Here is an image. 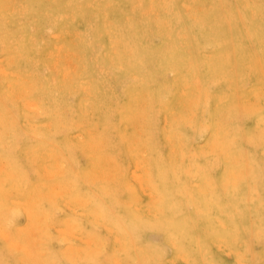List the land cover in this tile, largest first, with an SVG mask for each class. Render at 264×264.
Masks as SVG:
<instances>
[{
	"label": "rangeland",
	"instance_id": "1",
	"mask_svg": "<svg viewBox=\"0 0 264 264\" xmlns=\"http://www.w3.org/2000/svg\"><path fill=\"white\" fill-rule=\"evenodd\" d=\"M157 1L151 2L152 4L147 2L148 6L146 2L139 0L122 1L125 4L122 3L120 11L124 13V24L120 26L119 20L114 23L109 5L101 0H65L60 7L63 8L59 9L60 17L58 15L56 20L40 17L39 21L30 20V23L19 13L20 5L24 6L26 0L0 2L1 9H6L9 5L8 9L15 10H11L12 17L16 16L12 21V17L9 18L10 21L7 20L8 17H0V21H3L0 23L4 25L3 28L0 27V71L3 72L2 75L7 72L6 76L0 75V92L3 90L0 93V111H4L0 112V116L4 118L1 124H5H0V131L2 132L3 127H8L3 128L6 129L3 135L0 133V264H195L200 259L196 253V241L204 234L213 235L215 223L207 226L199 223L197 211L203 210V207L193 200L191 202V198L204 200V196H209L207 187L210 188L212 182L214 186H221V196H224L227 186L240 187L245 193H249V208L243 214L246 225H249V235L244 238L240 249L242 248L247 264H264V0L242 2L245 11L249 13V27H254L255 31V37L248 42L249 45L237 44L245 48L242 49L244 52L231 49L227 45V39L221 40L213 36L209 41L205 40L206 29L213 24L225 22L227 14L234 9L236 0L208 2L209 4L203 0H195L196 3L194 0ZM84 2H87L85 6ZM89 4L93 9L89 8ZM75 5L78 10L74 8ZM187 8H190L189 11ZM103 12L106 13L105 16ZM103 17L106 18L102 20ZM208 18L211 19L208 21ZM113 23L117 25L112 26ZM98 24L102 28L99 35ZM114 30L123 35H117ZM104 32L112 36V40ZM114 35L120 36V39L115 37L113 41ZM121 36L125 38V42L128 38L125 46L121 43L123 49L120 44L119 47L116 44L120 43ZM3 40L8 44L10 40L11 45ZM108 40H111L110 45ZM14 41L15 44H12ZM1 42L4 46H1ZM113 44L122 50H109V46ZM16 46L17 49H14L19 53L12 49ZM3 47H9L8 56ZM181 52L186 53V56L183 55L186 58L182 59L187 64L181 67V71L178 69L177 72L171 63L162 64L159 61L161 56L165 58L170 55L175 58ZM20 53L25 60L15 58ZM236 53H240L241 57H238L242 59L238 70L235 69ZM13 61H17V64L13 65ZM52 62L56 64L52 65L58 71L52 67ZM203 65L211 68L214 66V76L201 84L194 77L200 76L201 72L197 74L196 71H202ZM11 73L15 75L12 76ZM45 77H50L51 81ZM5 79L10 80L7 83ZM76 84L83 86L79 88ZM4 93L5 96L2 95ZM24 97H29L26 99L29 103L24 102ZM34 98H38V101ZM20 99H24L22 102L25 106L33 101L36 107L33 109L34 104L31 103L30 109L22 108ZM213 104L216 105L215 111L212 109ZM8 111L10 113L7 114ZM28 112L29 117L23 116ZM10 115L16 118L13 123L8 122ZM197 125L206 127L205 132L197 131ZM246 133L249 141L239 137V134L245 136ZM230 134L235 142L236 138L239 142L234 152H231L227 143ZM47 145L50 148H46ZM169 148L171 149L168 150ZM244 157H249V161L244 160ZM160 162L179 167V174H176L180 178L174 179L173 184L170 183L174 188L170 196L160 182ZM200 175L206 179H202ZM246 176H249V185L245 181ZM179 179L182 181L176 187ZM237 179L236 185L234 182ZM228 200L229 198L226 200L227 204L225 199L224 203H218L222 211L214 217L215 222L223 221L227 224L229 207H232ZM167 201L169 204H176L180 216L185 217L177 225L193 233L185 242V247H189L188 255L182 248L177 250L176 245L165 234L164 228L157 225L162 217L169 216ZM27 209L32 211L31 219L27 218ZM130 217L139 218L140 223L132 224L130 233H127L126 223ZM193 223L194 228L191 227ZM3 231L4 235L8 233L6 239L9 240V245ZM194 238L197 239L193 240ZM212 238L213 236L209 239ZM10 240L20 243L18 246L22 245L23 250L17 248L15 242L10 243ZM24 247L30 254L34 251L37 259L32 254L30 257ZM209 254L217 264H230L232 261V252L222 247L211 249ZM47 255L51 257L48 258Z\"/></svg>",
	"mask_w": 264,
	"mask_h": 264
},
{
	"label": "bare ground",
	"instance_id": "2",
	"mask_svg": "<svg viewBox=\"0 0 264 264\" xmlns=\"http://www.w3.org/2000/svg\"><path fill=\"white\" fill-rule=\"evenodd\" d=\"M13 1H15V0H13ZM65 0H26V2H24V6H22V5H20L19 7H20V11H19V13L21 12V14H23V16H25L24 18H26V20H28L29 21V23H30V20H32V21H39L40 20V17H46V19L47 18H52V19H54V20H56L57 19V17H58V15H59V9H62V8H60L61 7V4L63 5V3H65L64 2ZM69 1V0H68ZM122 1H125V0H101V2H103V3H107L109 6L108 7H110L111 8V11H112V13H113V17L112 18H114V20L113 19H111V21L113 20L114 21V23H115V20L117 21V23H118V20H119V26H120V24H124L123 23V20H124V13H121V11H120V7H121V5H122ZM195 1V0H194ZM0 2L2 3V2H7L8 3V0H0ZM76 2H77V0H76ZM88 2V1H87ZM87 2H84V6L86 5L85 3H87ZM92 2V1H91ZM139 2H146V4H147V6H148V3L147 2H149V3H153V2H158L157 0H139ZM160 2V1H159ZM175 2V1H174ZM203 2H207V4H209L208 2H224V0H203ZM242 2H246V0H236V4H235V6H234V9L232 8L231 10H230V12L227 14V16H226V21L225 22H222V24H220V25H215V24H213L209 29H206V33H205V40L206 41H209L210 40V38L211 37H213V36H216L217 38H220L221 40H223V39H227V45L228 46H230V48L231 49H233V50H237V52H241V51H243L244 49L241 47V46H239V45H237V44H240V43H243V44H245V45H247L248 44V42H250L254 37H255V31H254V27H252V26H250L249 27V13H247L246 11H245V6L243 7L242 5ZM66 3H67V1H66ZM90 3V2H89ZM96 3V2H95ZM136 3H137V1H136ZM151 3V4H152ZM195 3H196V1H195ZM201 3V2H200ZM204 3V4H205ZM4 4V3H3ZM18 4H20V3H18ZM17 4V5H18ZM69 4H71V2H69ZM73 4V3H72ZM74 4H76V3H74ZM97 5L99 4V3H96ZM123 4H125V3H123ZM158 4V3H157ZM185 4H187V2L185 3ZM190 4V3H189ZM7 5V4H6ZM90 5L91 4H89V8L90 9H93V8H91L90 7ZM101 5V4H100ZM156 5V4H155ZM195 5V4H194ZM16 6V5H15ZM66 6V5H65ZM79 6V5H78ZM92 7H93V3H92V5H91ZM99 6V5H98ZM151 6V5H150ZM158 6V5H157ZM156 6V7H157ZM179 6H180V2H179ZM193 6V5H192ZM191 6V8H193ZM4 7V6H3ZM2 7V8H3ZM8 7H9V5L7 6V8L5 9V8H3V9H1L0 8V17L3 19V18H7L8 17V21H12L13 20V18L15 19V17H12V11H15V10H12V9H8ZM76 7V9L78 8L76 5L74 6V8ZM102 7V6H101ZM104 7V6H103ZM108 7H104L105 9H108ZM124 7V6H123ZM153 7V6H152ZM233 7V6H232ZM243 7V8H242ZM12 8V7H11ZM97 8V7H96ZM184 7H182V9H183ZM65 9H66V7H65ZM72 9V8H71ZM99 9L101 10L102 8H100L99 7ZM104 9V10H105ZM188 9V8H187ZM190 9V8H189ZM189 9H188V11H189ZM193 9H195V8H193ZM192 9V10H193ZM12 10V11H11ZM19 10V9H18ZM73 10V9H72ZM78 10V9H77ZM130 10V9H129ZM137 10V9H136ZM184 10V9H183ZM62 11H64V10H62ZM68 11H70V10H68ZM85 11V10H84ZM91 11H93V10H91ZM96 11V10H95ZM111 11H110V13H111ZM65 12V11H64ZM70 12H72V11H70ZM89 12V11H88ZM101 12V11H100ZM109 12V11H108ZM125 12H127V11H125ZM190 12H191V10H190ZM14 13V12H13ZM63 13V12H62ZM77 13V12H76ZM75 13V14H76ZM81 13H82V10H81ZM90 13V12H89ZM104 13V16L106 15V13L105 12H103ZM111 13V14H112ZM187 13H189V12H187ZM67 14V13H66ZM69 14V13H68ZM71 14V13H70ZM69 14V15H70ZM109 14V13H108ZM128 14V13H127ZM176 14H179L178 12H176ZM191 14V13H190ZM94 15H95V12H94ZM99 15H100V13H99ZM103 15V14H102ZM199 15V14H198ZM61 16H63V15H61ZM66 16V15H65ZM73 16V15H72ZM128 16V15H127ZM201 16V15H200ZM12 17V19H10L9 20V18H11ZM59 17H60V15H59ZM96 17V16H95ZM102 17V16H101ZM111 17V16H110ZM170 17V16H169ZM203 17V16H202ZM65 18V17H64ZM106 18V17H105ZM104 17L102 18V20L103 19H105ZM107 18H109L108 16H107ZM195 18V17H194ZM61 19V18H60ZM69 19V18H68ZM70 19H72L73 20V18L70 16ZM98 19V18H97ZM123 19V20H122ZM203 20H204V17L202 18ZM211 18H208L207 20L209 21ZM216 19V18H215ZM214 19V20H215ZM7 20H5L6 22H7ZM62 20H64L63 18H62ZM206 20V19H205ZM4 21V22H5ZM75 21V20H74ZM0 22H3V21H0ZM18 22V21H17ZM19 22H21V21H19ZM41 22V21H40ZM53 22V21H52ZM79 22V21H78ZM106 22H109V21H107L106 20ZM122 22V23H121ZM197 22L198 23H200L198 20H197ZM54 23V22H53ZM87 23V22H86ZM113 23V24H114ZM117 23H116V25H117ZM126 23V22H125ZM204 23H206V22H204ZM209 23V22H208ZM1 24V23H0ZM11 24L12 23H10V26H11ZM50 24V23H49ZM71 24V23H70ZM106 24H108V23H106ZM130 24V23H129ZM99 25V24H98ZM109 25V24H108ZM115 24L114 25H112V26H116ZM148 25V24H147ZM157 25V27H158V24H156ZM162 25H164V24H162ZM171 25V24H170ZM2 26V24L0 25V27ZM4 26V25H3ZM3 26H2V28H3ZM13 26V25H12ZM119 26L117 27V29L119 30ZM161 26V25H160ZM255 26H256V24H255ZM34 27V26H33ZM77 27V26H76ZM97 27V26H96ZM130 27V26H129ZM128 27V28H129ZM258 27V26H257ZM257 27H255V28H257ZM1 28V30H3ZM113 28V27H112ZM126 28V27H125ZM124 28V29H125ZM131 28V27H130ZM179 28V27H178ZM262 28V27H261ZM5 29V28H4ZM13 29H14V27H13ZM114 29H115V27H114ZM122 29H123V27H122ZM260 29V28H259ZM109 30V29H108ZM116 30V29H115ZM114 30V32L117 34V32ZM168 30V29H167ZM257 30V29H256ZM262 30V29H261ZM7 31V30H6ZM46 31H48V29L46 28ZM50 31V30H49ZM64 31V30H63ZM78 31V30H77ZM76 31V32H77ZM88 31V30H87ZM101 31H102V28L100 27V25L98 26V35L101 33ZM105 31V30H104ZM110 31V30H109ZM120 31V30H119ZM127 31H128V29H127ZM133 32H134V30H132ZM131 31V32H132ZM136 31H137V29H136ZM258 31V30H257ZM75 32V33H76ZM85 32V31H84ZM111 32H113V31H111ZM124 32V31H123ZM123 32H121V33H123ZM129 32V31H128ZM133 32H132V34H133ZM33 33H34V31H33ZM77 33H79V32H77ZM97 33V32H96ZM105 34H108V33H106V32H104ZM110 33V32H109ZM3 34H5V32L3 33ZM2 34V35H3ZM9 34H10V32H9ZM68 34V33H67ZM74 34V33H73ZM103 34V33H102ZM119 34V33H118ZM117 34V35H118ZM126 34H128V33H126ZM138 35H139V33H137ZM209 34H211V36L209 35ZM11 35V34H10ZM90 35V34H89ZM97 35V36H98ZM111 35V34H110ZM113 36L114 38H113V41L115 40V37L117 38L118 36ZM119 35H123V34H119ZM134 35V34H133ZM9 36V35H8ZM14 36V35H13ZM56 36V35H55ZM75 36V35H74ZM107 36V35H106ZM108 36H109V34H108ZM107 36V38H111L112 36H109L108 37ZM135 36V35H134ZM9 37H11V36H9ZM8 37V38H9ZM41 37V36H40ZM89 37V36H88ZM120 37V36H119ZM118 37V38H119ZM128 37V36H127ZM3 38V37H2ZM6 38V37H5ZM20 38V37H19ZM23 38V37H22ZM79 38H82V37H79ZM78 38V39H79ZM131 38V37H130ZM0 39H1V37H0ZM67 39V38H66ZM83 39H84V37H83ZM120 39V38H119ZM119 39H117V40H119ZM128 39V38H127ZM127 39H126V42H125V38H123L122 36H121V41L119 40V42L120 43H117L116 42V44H118L117 46L119 47L120 45L122 46V44H123V46H125L124 44H126L128 41H127ZM166 39H168V38H166ZM191 39V38H190ZM236 39H239V40H236ZM11 41H12V39H10ZM10 40H8L9 41V44L11 45V42H10ZM13 40H14V38H13ZM25 40V39H24ZM82 40V39H81ZM111 40H112V38H111ZM111 40L109 41V45L111 44L110 42H111ZM132 40H133V38H132ZM174 40H175V38H174ZM5 43H7L8 44V42L6 41V40H3ZM21 41V40H20ZM40 41H41V39H40ZM171 41H173V40H171ZM170 41V42H171ZM178 41H179V39H178ZM98 42V41H97ZM131 42V41H130ZM170 42H168V43H170ZM177 42V41H176ZM2 44H1V46H4V44H3V42H1ZM17 43V42H16ZM85 43V42H84ZM93 43V42H92ZM95 43V42H94ZM113 43H115V42H113ZM122 43V44H121ZM163 43H164V41H163ZM174 43V42H173ZM247 43V44H246ZM8 44V45H9ZM12 44H15V41L14 42H12ZM21 44H23V43H21ZM45 44V43H44ZM48 44V43H47ZM88 44H90L89 42H88ZM116 44H113L115 47H113V45L110 47L109 46V50L111 49V48H115L116 49V51L119 49L117 46H116ZM120 44V45H119ZM174 44H176V43H174ZM19 45V44H18ZM100 45V44H99ZM169 45V44H168ZM171 45V44H170ZM249 45V44H248ZM7 46V45H6ZM15 46V45H14ZM66 46V45H65ZM89 46V45H88ZM102 46V45H101ZM122 46V49L124 48ZM129 46L132 48V46H131V44H129ZM167 46V45H166ZM165 46V47H166ZM32 47H34V46H32ZM38 47V46H37ZM98 47V46H97ZM4 48V47H3ZM14 48H16L17 49V46L16 47H13L12 49H14ZM21 48H22V46H21ZM40 48V47H39ZM56 48V47H55ZM66 48V47H65ZM92 48V47H91ZM100 48V47H99ZM103 48V47H102ZM118 48V49H117ZM168 48V47H167ZM172 48V47H171ZM6 48H4V50H5ZM9 49V47L5 50V52H7V56L9 55L8 54V50ZM11 49V48H10ZM57 49V48H56ZM98 49V48H97ZM105 49H106V47H105ZM114 49V50H115ZM121 49V48H120ZM119 49V50H120ZM121 49V50H122ZM186 49V48H185ZM243 49V50H242ZM15 50V49H14ZM24 50V49H23ZM26 50V49H25ZM37 50V49H36ZM93 50V49H92ZM104 50V49H103ZM113 50V51H114ZM120 50V51H121ZM207 50V49H206ZM10 51H12V50H10ZM15 51H17L18 53H19V51L18 50H15ZM27 51V50H26ZM29 51V50H28ZM56 51V50H55ZM95 51V50H94ZM101 51V50H100ZM172 51V50H171ZM246 51H248L247 49H246ZM3 52V51H2ZM17 52H13V53H11V52H9L10 54H13V55H15V53L17 54ZM25 52V51H24ZM58 52V51H57ZM62 52V51H61ZM71 52V51H70ZM77 52V51H76ZM174 52V51H173ZM182 52H183V50H182ZM179 53V54H177V56L175 57V58H172V56H170V55H168L167 57H163V56H161V59L159 60V61H162L161 63L162 64H169V63H171L172 64V66L174 67V69L178 72V69L180 70L181 69V67L183 66H185V64L186 63H184L185 62V60H183V59H185L186 57H183V55L184 56H186V53ZM199 52H200V50H199ZM208 52V51H207ZM207 52H205V53H207ZM236 52V51H235ZM244 52V51H243ZM23 53V52H22ZM22 53H20L17 57H15V58H17V59H19L20 57H21V54ZM56 53V52H55ZM93 53V52H92ZM103 53H105V52H103ZM162 53H164V52H162ZM170 53V52H169ZM188 53V52H187ZM193 53H194V51H193ZM202 55H204L203 53H202V51L200 52ZM24 54V53H23ZM75 54V53H74ZM95 54V53H94ZM107 54V53H106ZM144 54H145V52H144ZM147 54V53H146ZM208 54V53H207ZM206 54V55H207ZM210 54H212V53H210ZM246 54V53H245ZM12 55V56H13ZM27 56H28V54H26ZM72 55V54H71ZM104 55V54H103ZM102 55V56H103ZM201 55V56H202ZM206 55H205V60H207V57H206ZM11 56V55H10ZM24 56V55H23ZM33 56H35V55H33ZM174 56V55H173ZM189 56V55H188ZM238 56H240V53L238 54V53H236V56H235V58H236V63H235V69L236 70H238V68H239V66L241 65V63H242V59L241 58H239ZM29 58H30V56H28ZM66 57V56H65ZM91 57V56H90ZM241 57V56H240ZM8 58V57H7ZM10 58V57H9ZM14 58V57H13ZM14 58V59H15ZM22 58V57H21ZM48 58V57H47ZM57 57H55V59H56ZM64 58V57H63ZM70 58V57H69ZM95 58V57H94ZM183 58V59H182ZM190 58V57H189ZM197 58H200V56L198 57L197 56ZM209 58H211V57H209ZM262 58V57H261ZM13 59V60H14ZM23 59V58H22ZM34 59V58H33ZM60 59V58H59ZM115 59V58H114ZM135 59H137L136 57H135ZM193 59H195V56H194V58ZM204 59V58H203ZM16 60V59H15ZM23 60H25V59H23ZM22 60V61H23ZM48 60H50V59H48ZM64 60H66V58L64 59ZM115 60H117V59H115ZM197 60V59H196ZM210 60H214V59H210ZM7 61V60H6ZM5 61V62H6ZM11 61V60H10ZM26 61H27V59H26ZM70 61H71V59H70ZM109 61V60H108ZM118 61H119V59H118ZM120 61H122V60H120ZM189 61V60H188ZM191 61H192V59H191ZM208 61H209V59H208ZM245 61V60H244ZM8 62H9V60H8ZM13 62H15V61H13ZM21 63V62H20ZM19 63V64H20ZM37 63V62H36ZM115 63H117V61L115 62ZM188 63V62H187ZM212 63V62H211ZM10 64H11V62H10ZM14 64H17V61L15 62V63H13V65ZM53 64V62L51 63V65ZM55 64V63H54ZM53 64V65H54ZM60 64V63H59ZM66 64H68V63H66ZM72 64V63H71ZM75 64V63H74ZM73 64V65H74ZM82 64V63H81ZM189 64V63H188ZM193 64V63H192ZM53 65H52V67H53ZM56 65V64H55ZM69 65H70V63H69ZM77 65V64H76ZM113 65L115 66V64L113 63ZM170 65V64H169ZM187 65V64H186ZM7 66V65H6ZM5 66V67H6ZM32 66V65H31ZM62 66H64V65H62ZM71 66V65H70ZM69 66V67H70ZM96 66V65H95ZM106 66H108V65H106ZM123 66V65H122ZM204 66V65H203ZM4 67V66H3ZM170 67V66H169ZM187 67V66H186ZM214 67V66H213ZM212 67V68H213ZM54 68V67H53ZM68 68V67H67ZM66 68V69H67ZM84 68H85V66H84ZM110 68V67H109ZM120 68V67H119ZM126 68H128V67H126ZM211 68V66H209V65H205L204 67H203V70L201 71H196V72H198L197 74H199L200 72H201V74H200V76L198 75V78H196V77H194L195 79H197V83L199 82V83H201V84H203V82H206L207 80H209L212 76H214V70ZM216 68V67H215ZM24 69H27V68H24ZM23 69V70H24ZM55 69V71H58V70H56V68H54ZM53 69V70H54ZM64 69V68H63ZM81 69H83V67L81 68ZM184 69V68H183ZM198 69V68H197ZM42 70H43V68H42ZM47 70H49V69H47ZM65 70V69H64ZM74 70V69H73ZM84 70V69H83ZM217 70V69H216ZM3 71V70H2ZM54 71V72H55ZM63 71V70H62ZM67 71V70H66ZM70 71V70H69ZM68 71V72H69ZM171 72H172V70H170ZM181 71V70H180ZM190 71H192V69H190ZM1 72V71H0ZM13 72H14V70H13ZM12 72V73H13ZM35 72V71H34ZM46 72V71H45ZM71 72H73V71H71ZM80 72V71H79ZM195 72V73H196ZM262 72H264V71H262ZM2 73L3 72H1V74L0 75H2ZM12 73H11V75H12ZM60 73H61V71H60ZM67 73V72H66ZM87 73V72H86ZM182 73V72H181ZM190 73V72H189ZM193 74V75H196V74ZM6 74H7V72H5V75L4 76H6ZM27 74V73H26ZM156 74V73H155ZM180 74V73H179ZM179 74H178V76H179ZM260 74V73H259ZM262 74H264V73H262ZM3 75H2V77H3ZM10 75V76H11ZM15 75V74H14ZM14 75H12V76H14ZM30 75V74H29ZM42 75V74H41ZM54 75H55V73H54ZM63 75V74H62ZM67 75V74H66ZM175 75H177V74H175ZM181 75V74H180ZM18 76V75H17ZM65 76V75H64ZM154 76V75H153ZM197 76V75H196ZM61 77V76H60ZM66 77V76H65ZM75 77V76H74ZM73 77V78H74ZM82 77V76H81ZM80 77V78H81ZM175 77V76H174ZM177 77V76H176ZM181 77V76H180ZM216 77V76H215ZM4 78H6V77H4ZM46 78V77H45ZM62 78H63V76H62ZM70 78V77H69ZM77 78H79L78 77V75H77ZM163 78V77H162ZM11 79V78H10ZM9 79V80H10ZM46 79H48V78H46ZM174 79V78H173ZM179 79V78H178ZM193 79V78H192ZM1 80H2V78H1ZM9 80H4V81H7V83H8V81ZM21 80H23V79H21ZM48 80H50L51 81V78L49 77V79ZM47 80V81H48ZM52 80H54L53 78H52ZM59 80V79H58ZM167 80V79H166ZM75 81V80H74ZM73 81V82H74ZM153 81V80H152ZM41 82V81H40ZM45 82H46V80H45ZM177 82H179V80L177 81ZM188 82V81H187ZM15 83H17V82H15ZM21 83V82H20ZM48 83H50V82H48ZM52 83V82H51ZM50 83V84H51ZM54 83V82H53ZM59 83V82H58ZM61 83V82H60ZM77 84L78 83H80V82H76ZM22 84H23V82H22ZM29 84V83H28ZM37 84V83H36ZM40 84V83H39ZM45 84V83H44ZM76 84V85H77ZM144 84H147V83H144ZM173 84H174V82H173ZM183 84V83H182ZM2 85V84H1ZM6 85V84H5ZM46 85H48V84H46ZM58 85V84H57ZM179 85V84H178ZM9 86V85H8ZM43 86H45V85H43ZM53 86V85H52ZM81 86V85H80ZM83 86V85H82ZM81 86V87H82ZM145 86H147V85H145ZM160 86V85H159ZM158 86V87H159ZM180 86V85H179ZM2 87H4L3 85H2ZM12 87V86H11ZM14 87V86H13ZM17 87V86H16ZM65 87V86H64ZM69 87V86H68ZM77 87H79L78 85H77ZM81 87H79V88H81ZM84 87H87V86H84ZM83 87V88H84ZM163 87V86H162ZM181 87V86H180ZM179 87V88H180ZM44 88V87H43ZM61 88V87H60ZM146 88V87H145ZM175 88V87H174ZM177 88V87H176ZM175 88V89H176ZM2 89H4V88H2ZM35 89V88H34ZM143 90H144V88H142ZM148 89V88H147ZM183 89V88H182ZM185 89V88H184ZM191 89V88H190ZM5 90V89H4ZM73 90V89H72ZM80 90H82V89H80ZM84 90V89H83ZM149 90V89H148ZM170 90V89H169ZM3 91V90H2ZM2 91L0 92V93H2ZM15 91H16V89H15ZM24 90H22V92H23ZM66 91V90H65ZM78 91V90H77ZM87 91H88V89H87ZM86 90H85V92H87ZM150 91V90H149ZM149 91H147V92H149ZM175 91V90H174ZM173 91V92H174ZM177 91H178V88H177ZM177 91H175V92H177ZM179 91H181V90H179ZM185 91V90H184ZM6 92V91H5ZM10 92V91H9ZM21 92V93H22ZM27 92V91H26ZM54 92V91H53ZM81 92H83V91H81ZM155 92V91H154ZM174 92V93H175ZM195 92V91H194ZM253 92V91H252ZM17 93V92H16ZM150 93V92H149ZM157 93V92H156ZM159 93V92H158ZM157 93V94H158ZM181 93V92H180ZM193 93V92H192ZM196 93V92H195ZM214 93V92H213ZM8 94V93H7ZM18 94V93H17ZM53 94V93H52ZM75 94V93H74ZM185 94V93H184ZM212 94V93H211ZM3 96H5V93L4 94H2ZM1 95V97H3ZM19 95H20V93H19ZM24 95V94H23ZM43 95H45V94H43ZM70 95V94H69ZM154 95V94H153ZM183 95V94H182ZM9 96V95H8ZM8 96H7V98H8ZM26 96H27V94H26ZM50 96V95H49ZM130 96V95H129ZM151 96V95H150ZM159 96V95H158ZM176 96H178V95H176ZM181 96V95H180ZM31 97H32V95H31ZM33 97H35L34 95H33ZM165 97V95L164 96H162V98H164ZM193 97V96H192ZM6 98V97H5ZM4 98V99H5ZM15 98V97H14ZM23 98V97H22ZM21 98V99H22ZM29 98V97H28ZM28 98H25L24 97V99L26 100V99H28ZM49 98V97H48ZM155 98H157V96L155 97ZM178 97H176V99H177ZM12 99V97H10V100ZM21 99L19 100V103H20V101H21ZM23 99V100H24ZM35 99V98H34ZM38 99V98H37ZM37 99H35V100H37ZM153 99V98H152ZM169 99V98H168ZM174 99V98H173ZM179 99V98H178ZM15 100V99H14ZM17 100V99H16ZM22 100V101H23ZM24 100V102H28L29 103V101H25ZM30 100V99H29ZM32 100V99H31ZM30 100V101H31ZM34 100V101H35ZM71 100V99H70ZM133 100V99H132ZM142 100V99H141ZM145 100V99H144ZM158 100V99H157ZM187 100V99H186ZM232 100V99H231ZM21 101V102H22ZM38 101V100H37ZM49 101V100H48ZM176 101V100H175ZM249 101V100H248ZM5 102V101H4ZM24 102H22L20 105V107H22V108H25V109H30V105H31V103L32 104H34L33 103V101L32 102H30V105L28 106V105H24ZM52 102H53V100H52ZM184 102V101H183ZM215 103H216V101H214ZM232 102V101H231ZM1 103V102H0ZM16 103V102H15ZM19 103H17V104H19ZM40 103H41V101H40ZM49 103H51V102H49ZM79 103V102H78ZM162 103V102H161ZM36 104V103H35ZM35 104L33 105V109H34V106H35ZM58 104V103H57ZM73 104H75L74 102H73ZM133 104V103H132ZM169 105H170V103H168ZM16 105V104H15ZM45 105V104H44ZM54 105V104H53ZM52 105V106H53ZM79 105V104H78ZM81 105V104H80ZM181 105V104H180ZM186 105V104H185ZM19 106V105H18ZM24 106V107H23ZM158 106V105H157ZM162 106V105H161ZM212 106V105H211ZM211 106H208V107H211ZM213 106H214V104H213ZM28 107V108H27ZM36 107V106H35ZM39 107V106H38ZM44 107V106H43ZM61 107V106H60ZM80 107V106H79ZM159 107V106H158ZM216 107V105L212 108L214 111H215V108ZM235 107H237V106H235ZM17 108V107H16ZM22 108H20V109H22ZM58 108V107H57ZM72 108V107H71ZM162 108V107H161ZM168 108V107H167ZM167 108H165L166 110H167ZM11 109H13V108H11ZM18 109V108H17ZM36 109H38V108H36ZM54 109V108H53ZM31 110H32V108H31ZM66 110V109H65ZM169 110V109H168ZM196 110H197V108H196ZM1 111H3V110H1ZM0 111V112H1ZM11 111V110H10ZM22 111H24L23 109H22ZM33 111V110H32ZM145 111V110H144ZM164 111V110H163ZM193 111V110H192ZM198 111H199V109H198ZM209 111V110H208ZM218 111V110H217ZM4 112V111H3ZM12 112V111H11ZM53 112V111H52ZM7 114L8 113H10L9 111L8 112H6ZM15 113V112H14ZM36 113H37V111H36ZM73 113V112H72ZM164 113V112H163ZM162 113V114H163ZM240 113V112H239ZM12 114V113H11ZM29 114V112L28 113H26V114H24L23 116H25V115H27V117H29L30 115H28ZM196 114V113H195ZM2 115H4V114H2ZM20 115V114H19ZM51 115V114H50ZM165 115V114H164ZM11 116V115H10ZM13 116V115H12ZM11 116V117H12ZM52 116V115H51ZM166 116V115H165ZM202 116H204V115H202ZM10 117V118H11ZM55 117V116H54ZM68 117V116H67ZM0 118H2L1 116H0ZM10 118H7L8 119V122L9 123H13L14 122V119H16L15 117L13 118V120L11 121L10 120ZM11 118V119H12ZM48 118V117H47ZM158 118V117H157ZM7 119H6V121H7ZM37 119V118H36ZM133 119V118H132ZM151 119V118H150ZM159 119V118H158ZM162 119H164V118H162ZM195 119V118H194ZM1 120H4V118H2V119H0V124H1ZM166 120V119H165ZM197 120V119H196ZM208 120V119H207ZM55 121V120H54ZM57 121H59V120H57ZM176 121V120H175ZM179 121V120H178ZM185 121V120H184ZM194 121V120H193ZM17 121H15V123H16ZM25 122V121H24ZM24 122H23V124H24ZM29 122V121H28ZM167 122V121H166ZM7 123V122H6ZM8 123V124H9ZM27 123V122H26ZM49 123V122H48ZM56 123V122H55ZM64 123H66V120L64 121ZM68 123H70L71 124V122H68ZM180 123V122H179ZM192 123V122H191ZM116 124V123H115ZM3 125H5V124H1V126H3ZM7 125V124H6ZM14 125V124H13ZM31 125H33V124H31ZM30 125V126H31ZM43 125H45V124H43ZM58 126V125H57ZM62 126V125H61ZM156 126V125H155ZM171 126H172V124H171ZM25 127V126H24ZM29 127V126H28ZM27 127V128H28ZM33 127V126H32ZM56 127V126H55ZM70 127V126H69ZM3 128H8L7 126L6 127H3ZM1 129L2 130V132L0 131V133H2V135H3V133L5 132L4 130H6V129ZM31 128V127H30ZM58 128V127H57ZM62 128H64V127H62ZM68 128V127H67ZM157 128V127H156ZM160 128V127H159ZM158 128V129H159ZM210 128V127H209ZM212 128V127H211ZM35 129V128H34ZM59 129V128H58ZM57 129V130H58ZM66 129V128H65ZM64 129V130H65ZM73 129V128H72ZM154 129V128H153ZM166 129V128H165ZM205 129H206V127H204V126H202V125H197L196 126V130L197 131H199V132H205ZM33 130V129H32ZM39 130H41V129H39ZM64 130H62V131H64ZM66 130H68V129H66ZM29 131H31V130H29ZM44 131V130H43ZM54 131V130H53ZM68 131H71V130H68ZM162 131H164L163 129H162ZM209 131V130H208ZM214 131V130H213ZM217 131V130H216ZM254 131V130H253ZM32 132V131H31ZM248 132V131H247ZM19 133H21V132H19ZM163 133V132H162ZM206 133H208V132H206ZM20 135V134H19ZM66 135V134H65ZM146 135V134H145ZM190 135V134H189ZM233 135V134H232ZM21 136V135H20ZM47 136V135H46ZM206 136V135H205ZM66 137V136H65ZM64 137V138H65ZM77 137V136H76ZM202 137V136H201ZM239 137L241 138V139H246V141H249V136H248V134L246 133L245 134V136H243L242 134H239ZM1 138V137H0ZM16 138V137H15ZM46 138V137H45ZM63 138V139H64ZM178 138V137H177ZM251 139V138H250ZM70 140V139H69ZM140 140V139H139ZM180 140V139H179ZM2 141V140H1ZM125 141V140H124ZM178 142V141H177ZM257 142V141H256ZM1 143V142H0ZM39 143V142H38ZM49 143V142H48ZM126 143V142H125ZM196 143V142H195ZM203 143V142H202ZM218 143V142H217ZM227 143H228V145H229V148H230V150H231V152H234V149L235 148H237L239 145V142H238V139L236 138V142H235V140L233 139V137L231 136V134H230V136L227 138ZM54 144V143H53ZM136 144V143H135ZM233 144H235V145H233ZM5 145V144H4ZM51 145V144H50ZM142 145V144H141ZM14 146H15V143H14ZM17 146V145H16ZM48 146V145H47ZM67 146H68V143H67ZM168 146V145H167ZM203 146V145H202ZM217 146H219V145H217ZM169 147V146H168ZM200 147V146H199ZM46 148H50L49 146L48 147H46ZM227 148V147H226ZM53 149V148H52ZM171 148H169L168 150H170ZM36 150V149H35ZM60 150V149H59ZM37 151V150H36ZM139 151V150H138ZM172 151V150H171ZM173 151H175L174 149H173ZM202 151H203V149H202ZM225 151V150H224ZM30 152H32V151H30ZM39 152V151H38ZM43 152V151H42ZM45 152V151H44ZM132 152V151H131ZM168 152V151H167ZM170 152V151H169ZM168 152V153H169ZM212 152V151H211ZM23 153H26V152H23ZM152 154V153H151ZM26 155V154H25ZM194 154H192V156H193ZM249 154H246V156H248ZM92 156V155H91ZM167 156V155H166ZM169 156V155H168ZM167 156V157H168ZM191 156V157H192ZM252 156V155H251ZM1 157V156H0ZM94 157V156H93ZM131 157V156H130ZM172 157V156H171ZM189 157V156H188ZM190 157V158H191ZM195 157V156H194ZM19 158V157H18ZM34 158V157H33ZM144 158V157H143ZM150 158H152V156L150 157ZM168 158H170V156L168 157ZM90 159V158H89ZM95 159H97V158H95ZM160 159V158H159ZM184 159V158H183ZM195 159V158H194ZM244 160H247V161H249V157H244L243 158ZM134 160V159H133ZM145 160H146V158H145ZM152 160H154V159H152ZM234 160V159H233ZM236 160V159H235ZM89 161V160H88ZM102 161H103V158H102ZM139 161V160H138ZM11 162V161H10ZM50 162V161H49ZM157 162H159V161H157ZM157 162H156V164H157ZM167 162V161H166ZM77 163V162H76ZM141 163V162H140ZM170 163V162H169ZM91 164V163H90ZM96 164V163H95ZM143 164H144V162H143ZM153 164H155V163H153ZM221 164V163H220ZM161 165V169L159 170V178H160V182L162 183V188L163 189H165L166 191H167V194H168V196H170V194H172V192L174 191V188L170 185V183H172L173 184V180L174 179H176V178H180L177 174H179V172L177 173V171H179V167H173V166H171V165H169V164H167V163H165V162H163V163H161L160 162V164H159V166ZM167 165L169 166V167H167ZM235 165H236V163H235ZM63 166V165H62ZM97 166V165H96ZM221 166V165H220ZM40 167H42V166H40ZM221 167H223V166H221ZM2 167H0V169H1ZM37 168H39V167H37ZM44 168V167H43ZM43 168H41V169H43ZM46 168V167H45ZM96 168V167H95ZM160 168V167H159ZM4 169V168H3ZM89 169V168H88ZM138 169H139V166H138ZM181 169V168H180ZM47 170V169H46ZM249 170V169H248ZM1 171V170H0ZM6 171V170H5ZM142 171H143V169H142ZM232 171V170H231ZM237 171V170H236ZM42 172H43V170H42ZM182 172V171H181ZM94 173V172H93ZM177 173V174H176ZM13 174V173H12ZM22 174V173H21ZM100 174V173H99ZM115 174V173H114ZM144 174V173H143ZM155 174H156V172H155ZM154 174V175H155ZM186 174V173H185ZM191 174V173H190ZM215 174V173H214ZM232 174V173H231ZM237 174H239V173H237ZM237 174H236V176H237ZM14 175V174H13ZM144 176V175H143ZM149 176V175H148ZM156 176V175H155ZM228 176H229V174H228ZM200 177L202 178V179H206V178H204L203 177V175H200ZM239 177V176H238ZM23 178V177H22ZM159 178H158V180H159ZM237 178V177H236ZM243 178V177H242ZM140 179H141V177H140ZM140 179H139V181H140ZM17 180V179H16ZM20 181V180H19ZM148 181V180H147ZM182 180L181 179H179V181H177L176 182V187H178L179 186V183L181 182ZM228 181V180H227ZM237 181H238V179L234 182L236 185H237ZM245 181H246V183L249 185V176H246V178H245ZM117 182V181H116ZM26 183V182H25ZM128 183V182H127ZM142 183V182H141ZM152 183V182H151ZM158 183V182H157ZM222 183V182H221ZM223 184V183H222ZM227 184H228V182H227ZM1 185V184H0ZM24 185H26V184H24ZM27 186V185H26ZM206 186V185H205ZM225 186V185H224ZM21 187V186H20ZM157 187V186H156ZM221 186L220 185H218V184H216L215 186H214V182H212L211 183V185H210V188L209 187H207V191L209 192V196H204V200H197V199H195L194 197L193 198H191V202H192V200L194 201V202H196L198 205H201L202 207H203V210L202 209H199V211H197V216L200 218V221H199V223H201L202 225H208L209 223H213L212 225H214V223H215V233L213 234V235H211V234H204L201 238H199V240H197L196 241V253L200 256V259L195 263V264H217V262L215 261V260H212L211 259V256H210V251H211V249H214L215 247H222V248H225V249H227V250H229V251H231L232 252V261H231V263L230 264H247L246 263V261H245V257H244V254H243V252L241 251V249H240V247H242V244H243V242H244V238L246 237V236H248L249 235V225H246V223H245V218L243 217V214H244V212H245V210H247L248 208H249V193H245L240 187H232V186H227V190L225 191V194H223L224 196H221L222 195V193L220 192V188ZM224 188V187H223ZM254 188H256V187H254ZM19 189H21V188H19ZM117 189V188H116ZM23 191V190H22ZM17 192H18V190H17ZM21 192V191H20ZM11 193V192H10ZM24 193V192H23ZM39 193V192H38ZM176 193H178V192H176ZM208 194V193H207ZM188 195V194H187ZM24 196V195H23ZM32 196V195H31ZM34 196V195H33ZM41 196V195H40ZM47 196V195H46ZM193 196V195H192ZM157 197V196H156ZM155 197V198H156ZM158 198H160V197H158ZM229 198V200L228 201H230L231 202V209H230V207H229V219L226 221L227 222V224L225 223V222H223V221H218V222H215L214 221V217L215 216H218L219 215V212L220 211H222V209H219V205H218V203L219 204H222V203H224L223 202V200L225 199V203L227 204V202H226V200ZM14 200V199H13ZM16 200V199H15ZM26 200V199H25ZM39 200V199H38ZM157 200V199H156ZM35 201H36V199H35ZM129 201V200H128ZM149 201V200H148ZM155 201V200H154ZM1 202H2V200H1ZM10 202V201H9ZM26 202V201H25ZM27 202H28V200H27ZM33 202V201H32ZM7 203V202H6ZM5 203V204H6ZM13 202H11V204H12ZM15 203V202H14ZM29 203V202H28ZM36 203V202H35ZM34 203V204H35ZM39 204H40V202H38ZM19 204H21V203H19ZM33 204V203H32ZM167 204H168V207H170V208H167V210H170L169 211V213H168V217H162L159 221H157L158 223H157V225H159L160 227L162 226L163 228H164V230H165V234L168 236V238L170 239V241H172L174 244V246L176 245V249L178 250L179 248H182V250L183 251H185V253H186V255H188V250H189V247L188 248H186L185 247V242H186V238H189L190 236H193V233L191 232V231H189V230H185L183 227H179L177 224L179 223V222H183L184 220H185V217L184 216H180V214H179V207L178 206H176V204H174V203H170L169 204V202L167 201ZM18 205V202H16V206ZM22 205V204H21ZM14 206V205H13ZM20 206V205H19ZM22 206H25V205H22ZM28 206V205H27ZM27 206H25V207H27ZM38 206H40V205H38ZM1 208V207H0ZM10 208V207H9ZM32 208V207H31ZM36 208V207H35ZM162 208H163V210H164V205H162ZM195 208H197V207H195ZM8 209V208H7ZM12 209H14V208H12ZM24 209V208H23ZM32 209H34V206H33V208ZM3 210V209H2ZM21 210V209H20ZM5 211V210H4ZM25 212L27 213V218L29 219H31V217H30V215L32 214V211H30V210H25ZM47 212V211H46ZM5 213V212H4ZM3 213V214H4ZM25 213V214H26ZM35 214V213H34ZM49 214V213H48ZM54 214V213H53ZM5 215V214H4ZM130 216H131V214H129ZM152 215V214H151ZM155 215V214H154ZM1 216H2V214H1ZM19 217V216H18ZM250 217V216H249ZM0 218H2V217H0ZM153 218H155V217H153ZM232 219V221L230 222V220ZM67 220V219H66ZM188 220L189 221H192V219L191 218H188ZM249 220V219H248ZM153 221V220H152ZM179 221V222H178ZM137 222H139L140 223V219L139 218H133V217H130V218H128V220H127V223L126 224H128V225H126V229H127V233H130V230H131V228H132V224H135V223H137ZM230 222V223H229ZM259 222V221H258ZM3 224V223H2ZM33 224H35V223H33ZM26 225H27V221H26ZM32 225V224H31ZM136 225V224H135ZM40 226V225H39ZM43 226V225H42ZM146 226V225H145ZM5 227V226H4ZM191 227L192 228H194V223L193 224H191ZM2 228V227H1ZM29 228V230H30V226L28 227ZM118 228V227H117ZM0 230H2V229H0ZM4 230H5V228H4ZM25 230H26V228H25ZM207 230V229H206ZM205 230V231H206ZM31 231V230H30ZM43 231V230H42ZM261 231V230H260ZM4 233H3V235L5 234V231H3ZM26 232H28V230L26 231ZM59 232V231H58ZM61 232V231H60ZM0 234H1V232H0ZM27 234V233H26ZM29 234V233H28ZM6 235H8V233L6 232ZM6 235H4L5 236V240H6V242L8 243V245H9V240L7 241V239H6ZM70 235V234H69ZM1 236V235H0ZM213 236V238L212 239H209V238H211ZM3 237V236H2ZM132 237V236H131ZM7 238H9V237H7ZM3 239V238H2ZM119 239V238H118ZM195 239H197V238H194L193 240H195ZM4 240V239H3ZM177 243H176V242ZM12 242V240H10V243ZM13 242H15V241H13ZM12 242V243H13ZM29 242V241H28ZM87 242V241H86ZM85 242V243H86ZM27 243V242H26ZM246 243V242H245ZM14 244V243H13ZM15 244L17 245H15L17 248H21V246L22 245H20V247L18 246L19 244H17V242H15ZM46 245V244H45ZM11 246V245H10ZM12 246H14V245H12ZM28 246V245H27ZM31 246V245H30ZM6 247H7V245H6ZM23 247V246H22ZM32 247V246H31ZM70 247V246H69ZM73 247V246H72ZM16 248V249H17ZM25 248V247H24ZM30 247L28 246V249H29ZM67 248H68V246H67ZM75 248H77V247H75ZM22 249V248H21ZM84 249V248H83ZM13 250H15V249H13ZM18 250H20V249H18ZM23 250V249H22ZM27 249L25 248V252H29L28 254H29V256L32 254V257L35 259V257H36V253L34 254L32 251V253L30 254V251L29 250H27ZM68 250H71V248H68ZM72 250H74V248L72 249ZM216 250V249H215ZM222 250V249H221ZM24 251H22V252H24ZM66 251H67V249H66ZM86 251V250H85ZM24 252V254H25V256L27 255L28 256V254H26ZM72 252V251H71ZM225 252V251H224ZM68 253H69V251H68ZM67 253V254H68ZM37 254H39V253H37ZM65 254V253H64ZM63 254V255H64ZM67 254H66V256H67ZM21 255H23V254H21ZM35 257H34V256ZM73 255V254H72ZM177 255V254H176ZM178 255H179V253H178ZM38 256V255H37ZM48 256V255H47ZM174 256H175V254H174ZM22 257V256H21ZM31 257V256H30ZM49 257H51V256H48V258ZM6 259V258H5ZM24 259H25V257H24ZM28 259H30L29 257H28ZM28 259H27V261H28ZM36 259H37V257H36ZM51 259V258H50ZM78 259V258H77ZM153 259V258H152ZM30 260H32L33 261V259H30ZM175 260V259H174ZM225 260V259H224ZM21 261V260H20ZM22 261H24V260H22ZM36 261V260H35ZM51 261V260H50ZM172 261V260H171ZM176 261V260H175ZM29 262V261H28ZM39 262V261H38ZM55 262V261H54ZM3 263V262H2ZM24 263V262H23ZM51 263V262H50ZM173 262H171V264H172ZM42 264H43V262H42ZM186 264V263H185ZM221 264H224V263H221ZM226 264V263H225Z\"/></svg>",
	"mask_w": 264,
	"mask_h": 264
}]
</instances>
